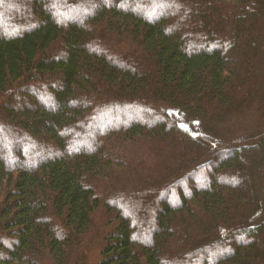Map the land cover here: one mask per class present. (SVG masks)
<instances>
[{"label":"trees","instance_id":"trees-1","mask_svg":"<svg viewBox=\"0 0 264 264\" xmlns=\"http://www.w3.org/2000/svg\"><path fill=\"white\" fill-rule=\"evenodd\" d=\"M53 1L0 0V264H264V0Z\"/></svg>","mask_w":264,"mask_h":264},{"label":"rangeland","instance_id":"rangeland-1","mask_svg":"<svg viewBox=\"0 0 264 264\" xmlns=\"http://www.w3.org/2000/svg\"><path fill=\"white\" fill-rule=\"evenodd\" d=\"M53 1V0H52ZM54 2V1H53ZM57 5V4H56ZM56 5H55V9L56 8H58V7H56ZM57 10V9H56ZM165 11H171V9L170 8H168V7H166L165 8ZM57 16L59 17V19H65V16H64V14L63 13H61V12H59L58 11V13H57ZM31 20H34L33 19V16H31ZM0 25H3V26H5V28H6V30H9V31H14L15 30V28H14V26H13V24H12V21H10V20H5V19H2V18H0ZM109 54V56L111 57V58H114L115 56H117L118 54H115V53H108ZM145 115H147L149 118H152L153 120L154 119H158V118H160V114H157V113H153V112H149V111H147V113L145 114ZM141 118V117H140ZM118 122V121H117ZM209 137V136H208ZM217 142V141H216ZM193 149H192V151L194 150V149H196V147L195 146H193L192 147ZM188 154V151H187V149H186V155ZM192 154H193V152H192ZM184 155V154H183ZM182 155V156H183ZM246 158V157H245ZM214 166H216V165H213V167ZM207 168V170L206 171H204V167L202 168V169H198L197 171H195L193 174H188L187 176L188 177H186L184 180H183V187L185 188V191L187 192V194L188 195H190V188L191 187H196V186H200V185H202V183L201 182H203L204 181V183H208V180H209V176L210 175H212V171H213V169H212V166H206ZM217 168V167H216ZM215 168V169H216ZM226 174H225V172H222L221 173V175L220 176H218V180H219V182H221V183H224L225 181V178H226V176H225ZM164 183H166V182H164ZM225 186H227V184H225ZM174 187H175V184H174ZM174 191V190H173ZM169 194L168 193H166V194H164V196H168ZM170 196H172V194H170ZM173 197V196H172ZM232 200V199H231ZM144 201H150L149 199H147V198H145L144 197ZM130 208V210L131 211H134V207L133 208H131V207H129Z\"/></svg>","mask_w":264,"mask_h":264}]
</instances>
